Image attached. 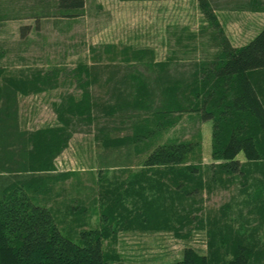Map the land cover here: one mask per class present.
<instances>
[{"label":"rangeland","instance_id":"rangeland-1","mask_svg":"<svg viewBox=\"0 0 264 264\" xmlns=\"http://www.w3.org/2000/svg\"><path fill=\"white\" fill-rule=\"evenodd\" d=\"M243 1L85 0L81 15L66 17L56 0H0V88L27 80L17 95L20 129L56 126L54 107L66 96L77 108L86 89L105 94L99 75L84 66L117 62L151 76V58L184 70L212 57L223 38L245 44L264 27V10L238 9ZM24 24L31 28L21 37ZM46 80L54 87L32 90ZM172 116L130 155L105 147L95 124L79 125L54 159L55 177L39 180L37 193L29 195L76 241L82 231L107 229L106 264L173 263L185 247L222 264L236 245L246 247L249 264H262L264 161L247 162L240 152L244 174L225 173L211 156L212 122L195 112ZM99 121L109 136L127 131L117 116ZM172 140L198 144L179 165L142 164L146 151Z\"/></svg>","mask_w":264,"mask_h":264},{"label":"trees","instance_id":"trees-1","mask_svg":"<svg viewBox=\"0 0 264 264\" xmlns=\"http://www.w3.org/2000/svg\"><path fill=\"white\" fill-rule=\"evenodd\" d=\"M242 3L238 9L264 10V0ZM84 7L85 0H56L62 16H79ZM38 27L37 21L35 28ZM30 28L29 24L22 25L20 36L25 37ZM218 47L212 57L194 61L184 70L173 71L168 61L151 58L152 64L147 65L151 67V76L117 62L84 66L87 74L99 75L105 94L93 96L86 89L77 108L72 96H66L54 107L58 125L37 130L19 127L17 95L26 91L27 80L2 84L0 264L107 263L103 249L107 229L82 231L76 241L62 233L49 208L29 195L37 193L39 180L55 177L50 174L55 169L54 159L68 146L79 125L95 124L99 131L95 136L105 147L122 148L130 155L139 143L169 125L173 113L195 112L201 121L212 122L211 156L220 161L221 171L244 174L243 163L237 157L240 152L247 162L264 161V27L243 45L232 46L223 38ZM47 81L41 87L34 84L32 90L54 87ZM111 116H117L127 131L115 136L105 133L107 125L97 123L102 117ZM197 144L191 140L157 144L146 151L142 164L179 165ZM188 169L192 173L197 171L196 167ZM249 261L246 247L236 245L232 256L222 264H249ZM168 264L210 263L192 247H185L182 257Z\"/></svg>","mask_w":264,"mask_h":264}]
</instances>
